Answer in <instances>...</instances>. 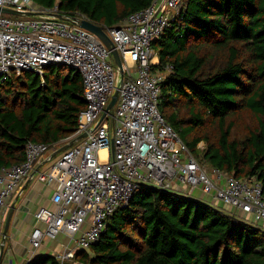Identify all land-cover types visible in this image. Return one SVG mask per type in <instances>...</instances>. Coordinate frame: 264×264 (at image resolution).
<instances>
[{
  "label": "trees",
  "instance_id": "obj_1",
  "mask_svg": "<svg viewBox=\"0 0 264 264\" xmlns=\"http://www.w3.org/2000/svg\"><path fill=\"white\" fill-rule=\"evenodd\" d=\"M105 29L155 0H33ZM152 49L159 109L201 165L256 179L264 193V0H182ZM81 73L60 65L13 73L0 85V168L26 160L29 142L71 138L87 107ZM205 144L204 151L199 145ZM77 264H264V230L178 192L140 186ZM28 264H59L55 256Z\"/></svg>",
  "mask_w": 264,
  "mask_h": 264
},
{
  "label": "built area",
  "instance_id": "obj_2",
  "mask_svg": "<svg viewBox=\"0 0 264 264\" xmlns=\"http://www.w3.org/2000/svg\"><path fill=\"white\" fill-rule=\"evenodd\" d=\"M181 5L182 0H155L121 24L104 28L124 64L121 79L111 51L96 35L70 21L86 20L83 16L70 17L60 13L58 6L45 9L33 0H0V8L32 14L11 19L0 13V85L13 73L34 72L43 77L49 65L76 70L84 82L87 107L76 133L54 145L29 142L25 162L0 168L1 224L10 201L43 157L86 134L40 176L45 184H57L51 198L55 208L36 212V223L44 228L33 231L31 245L37 250L45 239L55 241L62 235L73 240L75 249L66 247L55 254L59 264H77L76 249L97 244L108 220L128 206L140 186L186 196L201 190L210 195V201L236 209L246 221L253 218L264 230L261 183L201 165L159 109L162 83L173 67L159 68L152 43L171 27ZM116 90L114 112L99 124ZM2 237L0 225V247Z\"/></svg>",
  "mask_w": 264,
  "mask_h": 264
},
{
  "label": "crops",
  "instance_id": "obj_3",
  "mask_svg": "<svg viewBox=\"0 0 264 264\" xmlns=\"http://www.w3.org/2000/svg\"><path fill=\"white\" fill-rule=\"evenodd\" d=\"M155 58V62H159V58L157 56ZM63 146H65V144H62V146L58 147L56 151ZM56 151L47 153V156H44L41 160L40 165L46 160L50 159ZM46 166L47 165L43 166V168ZM49 171L50 169H48L46 173ZM34 178L35 176L26 186L27 180L10 201L9 209L15 201H17V203L7 238L4 242V252L0 259V264H28L32 260L39 257L55 256L56 253L66 249V247H71L74 249L76 248L74 241L63 235L55 241L45 239L41 247L37 250L32 247L31 235L33 231L37 227L44 228L43 225H37L35 214L40 208L43 207L51 209L55 208V206L52 204L51 198L57 188L56 183L45 184L40 180L33 184ZM249 219L253 223V218L249 217ZM0 225L3 233L5 228V220H2ZM1 242V245H3V237ZM77 251L79 250L76 249V252Z\"/></svg>",
  "mask_w": 264,
  "mask_h": 264
},
{
  "label": "water",
  "instance_id": "obj_4",
  "mask_svg": "<svg viewBox=\"0 0 264 264\" xmlns=\"http://www.w3.org/2000/svg\"><path fill=\"white\" fill-rule=\"evenodd\" d=\"M0 13L1 14H5V15H10V16H15V17H26V16H31L32 15L31 13H28V14L20 13V12H17V11L11 10V9H5V8H0ZM56 17L58 19L65 20V18H63L60 15H57ZM70 21L73 22L74 24L79 25L81 28H83L85 30H88L89 32L93 33L94 35H96L101 40V42L108 48V50L111 51L114 63L116 64V66H117V68L119 70L121 79H123L124 76H125L124 64L122 62V59L120 57L119 52L115 49L114 43L112 42L110 37L106 34L105 29L103 27H101V26H97V25L91 23L88 20H83V19L80 20L79 18H72ZM118 97H119V92H118V90H116L114 95L111 98V101H110L108 107L106 108L104 114L102 115V118H101L99 124L102 123V121L109 114H112L114 112L115 106H116L117 101H118ZM85 137H86V134L76 138L75 140H72L71 142H69L68 144H65V146H63L59 150H57L55 152V154L50 159L46 160L43 164L38 166V168L33 173L32 177L27 181L26 186L31 182L32 178L38 172H40V170L43 168V166H45L48 163H50L51 160L54 157H56L57 155L65 152L66 150H68L71 147L75 146L78 141H80L81 139H83ZM16 203H17V201H15L12 204L11 208L8 210V212L6 214L5 228H4V232H3V245H1V247H0V253H1L0 259H1L2 255H3V252H4V242L6 241V238H7L9 227H10V224H11V221H12V218H13V214H14V211H15V208H16Z\"/></svg>",
  "mask_w": 264,
  "mask_h": 264
},
{
  "label": "rangeland",
  "instance_id": "obj_5",
  "mask_svg": "<svg viewBox=\"0 0 264 264\" xmlns=\"http://www.w3.org/2000/svg\"><path fill=\"white\" fill-rule=\"evenodd\" d=\"M8 16H9L11 19H22L21 17H15V16H10V15H8ZM128 68H129V69L132 68V65L129 64V65H128ZM199 148H200V151H204V149H205V144H204V143H201V144L199 145ZM62 155H63V153L57 155L55 158H53V160H52L50 163L47 164V166H46L45 168H43L40 172H38V173L35 175V178H34L33 184L37 183V182L40 180V176H41L42 174H45L46 171H47L48 169H50L52 165L56 164V163L58 162V160L61 159ZM45 156H47V155H45ZM189 193H190V192H189ZM190 194H191V196H192L193 198H195V199H197V200H199V201H203V202H205V203H209V202H211V203H213V205H215V206L223 207L224 209H226V210L228 211L229 214H231V215H233V216L235 215L236 217H240L241 219H243V220L246 221V219H244L243 216H242L241 214H239L238 211H236V209L231 208L230 206L223 205V204H221V203H219V202H212V201H210V195L204 194V193H202L201 191H194L193 193H190ZM211 203H209V204H211ZM8 210H9V208H8ZM5 219H6V217H4L3 220H5ZM249 221H251V220L249 219ZM251 222H252V221H251Z\"/></svg>",
  "mask_w": 264,
  "mask_h": 264
},
{
  "label": "bare ground",
  "instance_id": "obj_6",
  "mask_svg": "<svg viewBox=\"0 0 264 264\" xmlns=\"http://www.w3.org/2000/svg\"><path fill=\"white\" fill-rule=\"evenodd\" d=\"M104 153H105V152L103 151L102 154L104 155Z\"/></svg>",
  "mask_w": 264,
  "mask_h": 264
}]
</instances>
